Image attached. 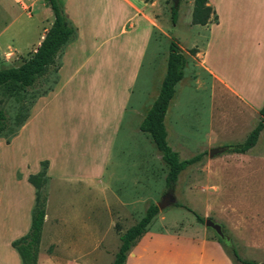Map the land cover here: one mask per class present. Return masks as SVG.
<instances>
[{"label": "rangeland", "instance_id": "374dc122", "mask_svg": "<svg viewBox=\"0 0 264 264\" xmlns=\"http://www.w3.org/2000/svg\"><path fill=\"white\" fill-rule=\"evenodd\" d=\"M176 1L179 16L173 24ZM190 1L145 2L144 20L122 0H59L76 28L75 35L60 51L55 65L33 87L16 89L13 93L0 91V108L9 117L7 130L0 134V264H6L5 254L13 249L6 244L8 227L26 214L27 207L33 208L35 189L27 176L39 172L43 160H52L62 173L73 175L98 173L104 159L118 153L119 148L121 160L129 162L131 148L135 147L133 124L140 126L160 92L171 38L186 45L195 34L189 29ZM53 21L54 14L45 0H0V53H4L0 56V68L19 66L27 60ZM125 22L123 32L128 30L127 33L122 32ZM150 28L152 40L144 66L135 70L137 49L146 43ZM195 71L196 82L192 86L186 70L187 79L176 89L165 124L170 144L182 159L204 151L206 155L202 162L180 174L174 186L177 205L160 209L148 231L219 241L218 234L199 221L192 211L178 206L181 202L204 218L221 223L229 233H226L229 240L225 242L230 248L235 246L244 259L264 264V161L257 168L258 163L238 153L210 156L212 148L225 145L223 140L216 141L219 134L221 139L227 138L222 134L225 130L222 131L217 113L225 109L234 112V103L223 100L217 105L208 101L205 94L210 87L208 78L197 66ZM184 84L188 85L183 88ZM128 95L131 99L125 111ZM206 103L207 113H216L214 120L205 115ZM131 107L138 110L137 117ZM138 132L140 160L144 158L150 166L140 168L138 197L128 200L133 205L130 221L141 219L148 205L158 204L169 188L168 167L161 153L148 134L140 128ZM260 141L259 148L264 150V132ZM243 158L245 164L239 161ZM216 159L219 162L214 166L212 160ZM213 171L216 174L212 176ZM50 186L49 182L48 195ZM56 187L47 201L50 215L62 213L61 207L65 204L70 207L66 201L72 200L73 210L72 207L63 209L68 216L74 218L79 211L77 217L82 215L96 221V227L104 222L105 205L99 191L87 190L84 184L75 183L60 182L57 186L55 183ZM74 188L79 191L72 195ZM124 194L128 196L131 192ZM117 211L114 208L112 213ZM121 222L118 233L130 223ZM110 234L107 232L109 238ZM111 242L116 244L114 239ZM115 244L111 262L119 247ZM157 249L163 254L169 250V256L162 260L157 254L149 258L148 264L174 262L180 253V248L166 242ZM224 249L236 264L231 251ZM109 261L108 257L106 264Z\"/></svg>", "mask_w": 264, "mask_h": 264}, {"label": "crops", "instance_id": "0c3cea01", "mask_svg": "<svg viewBox=\"0 0 264 264\" xmlns=\"http://www.w3.org/2000/svg\"><path fill=\"white\" fill-rule=\"evenodd\" d=\"M194 1H190L192 13ZM122 2L130 5L134 9L136 16H141L142 18L145 16L144 9L147 3L145 0H122ZM207 5L216 11L218 20H212L206 25H201L193 24L191 18L189 29L194 30L195 34L186 45H182L181 41L179 42L187 63L184 68V76L176 84L175 89L187 79L186 70L189 74V81L192 82V86L195 85V69L197 66L199 71L205 74L209 81L207 84L210 87L205 91L207 100L217 105L223 100L227 103H234V112L231 113V109H225L221 114L217 113L219 123L223 126L222 131L225 130L222 134H226L227 138L221 139V134H219L218 140L216 138L212 140L217 142L223 140L225 145L240 143L247 139L250 132L259 123L261 119L260 111L264 106V0H207ZM124 25H127V22L123 23L122 32ZM134 26L132 25V29L135 28ZM96 27L98 28L99 26ZM127 32L128 30L123 33ZM45 34L41 35L34 52L41 44ZM151 40L152 32L150 28L146 43L137 49L135 70L140 66H144L148 45ZM8 47L11 46L8 45ZM192 49L197 50L195 54L191 53ZM1 55H4V53H0ZM168 58L169 53L167 58L164 59L167 64ZM186 85L184 84L183 88ZM176 93L177 91H175L169 107H171ZM130 99V95H128L124 107L125 111L129 107ZM207 107L208 103L205 105V115H209ZM131 112L137 117L138 110L135 107H131ZM211 116L214 120L216 113L211 112L209 117ZM131 123L133 124V121ZM133 125L135 126V147L132 146L131 148V159L129 162L121 160V148H119L118 153L115 155L113 153L109 154L104 159L98 173L73 175L62 173L61 168V170L57 169L58 164L48 160V174L51 184L48 197L53 194L55 189L57 190L58 187L55 188V183L56 186L60 182L84 184V188L87 190L99 191L103 195L104 213L106 216L104 222H99L96 227V221H90V218H84L82 215L77 217L79 216V211H76L78 215L74 216V218L68 216V212L64 213L63 209L65 208L72 207L73 210L75 205L72 200L66 201L70 207L66 206V204L63 205L61 207L62 213L60 212V214L55 216L54 214L50 215L51 212L46 207L38 264H106L108 257L110 260L108 264H112L111 252L113 247H115V243L111 242L112 239L116 240L115 245L120 246L121 235L140 220L134 219L130 221L133 218L131 215L133 205L128 200L138 197L140 189L139 178L141 176L140 168L150 166L148 161L143 160L144 158L140 160L138 150V130L140 126L135 125V122ZM196 128H198L197 120ZM263 132L264 129L253 148L242 154H237L240 157H249L255 164L258 163L257 168L261 166V161H264V150L262 147L259 148ZM225 145L220 147H225ZM219 159L212 160L214 166L218 164ZM239 161L246 163L244 158L239 159ZM214 174H216V171H213L211 175L213 176ZM30 175L27 176V179ZM34 189L36 199V188L34 187ZM79 189L74 188L71 194H75ZM128 191L131 194L127 196L124 192ZM33 208L31 210L27 207L26 214H23L22 217L19 216L18 222L12 223L8 227L6 244L8 246L11 245L13 249H10L5 254L4 260L6 264H22L21 256L12 245V242L28 233L31 226ZM114 208L118 209L115 214L112 213ZM72 213L74 214L75 212L72 211ZM59 215L60 218L58 219ZM122 220L126 224L130 223L123 229L121 228V232L118 233L117 226L121 225ZM97 228L98 230L96 231ZM102 232L104 234L101 235ZM107 232H111L112 237L109 238ZM162 242L180 248V253L174 262L167 261L164 264H234L222 244L216 239L149 231L132 247L126 264H148L149 258L155 257L157 254L163 260L164 256H169V250L166 254H163L161 249H157V246L161 248ZM118 249L119 247L115 249V252Z\"/></svg>", "mask_w": 264, "mask_h": 264}, {"label": "trees", "instance_id": "16d2710c", "mask_svg": "<svg viewBox=\"0 0 264 264\" xmlns=\"http://www.w3.org/2000/svg\"><path fill=\"white\" fill-rule=\"evenodd\" d=\"M45 1L54 14L52 26L45 34L37 50L21 65L0 68V91L13 93L16 89L33 87L39 77L45 75L55 65L60 51L75 35L76 28L68 20L59 0ZM145 1L150 2L153 0ZM178 16L179 9L177 6H174L172 11L173 24L177 23ZM212 20L217 21L218 15L211 6L207 5V0H195L192 23L206 25ZM196 51V49H192L191 53L195 54ZM186 63L187 60L179 45V41L171 38L167 70L161 84L160 92L140 124V130L149 135L151 141L161 153L162 160L168 167L166 175V184L168 187L175 186L180 174L188 167L203 161L206 155L204 151L192 157L182 159L179 151L173 148L168 139L169 132L165 124V118L170 102L175 95L176 84L184 76ZM260 113L261 119L257 126L250 132L247 139L240 143L225 145L226 152L244 153L257 144L259 136L264 129V106ZM8 126L9 117L6 111L0 108V134L5 132ZM41 165L42 169L38 173L31 174L28 178L30 183L36 188V199L32 211L30 229L27 234L12 242V245L21 256L22 264H38L48 201L47 186L50 181L48 174L49 161L44 160L41 162ZM178 206L192 211L199 221L205 223V218L189 206L181 202H179ZM159 210L157 204L151 203L146 208L144 216L121 235V245L115 254L112 264H126L130 250L149 230V225L157 216ZM225 231L228 233L226 229ZM219 241L231 251L236 264H259L255 261L244 259L235 246L230 248L225 240L220 237Z\"/></svg>", "mask_w": 264, "mask_h": 264}, {"label": "water", "instance_id": "95a60500", "mask_svg": "<svg viewBox=\"0 0 264 264\" xmlns=\"http://www.w3.org/2000/svg\"><path fill=\"white\" fill-rule=\"evenodd\" d=\"M175 6H177V1ZM225 147H216L209 151L210 156H213L216 153H222L225 152ZM178 199L175 195V187L171 186L168 188V190L164 193V195L161 198V201L158 202L159 209H165L172 205H177ZM205 225L211 229H213L220 238L223 240H229V236L226 234V231L221 223L214 220L213 218H205Z\"/></svg>", "mask_w": 264, "mask_h": 264}]
</instances>
